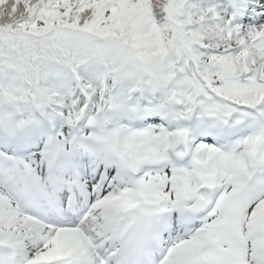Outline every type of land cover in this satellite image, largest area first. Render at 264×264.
Instances as JSON below:
<instances>
[{
    "label": "snow or ice",
    "instance_id": "obj_1",
    "mask_svg": "<svg viewBox=\"0 0 264 264\" xmlns=\"http://www.w3.org/2000/svg\"><path fill=\"white\" fill-rule=\"evenodd\" d=\"M0 264H264V0H0Z\"/></svg>",
    "mask_w": 264,
    "mask_h": 264
}]
</instances>
